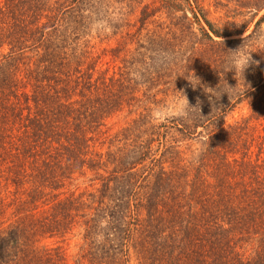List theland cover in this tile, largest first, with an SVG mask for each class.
<instances>
[{"label":"trees","instance_id":"16d2710c","mask_svg":"<svg viewBox=\"0 0 264 264\" xmlns=\"http://www.w3.org/2000/svg\"><path fill=\"white\" fill-rule=\"evenodd\" d=\"M111 2L127 16L139 8L136 21L114 22ZM177 12L189 31L224 37L196 0H0V264H69L47 241L75 228L83 244L72 264H264V133L247 130L264 117V52H253L245 92L210 102L202 83L172 70V34L147 29ZM263 23L264 14L232 42L257 43ZM122 28L133 50L97 52L92 32ZM138 86L152 104L169 86L200 110L154 123L151 108H136L108 133L109 118L139 105ZM247 95L246 131L230 133L224 117ZM176 138L196 148L180 150Z\"/></svg>","mask_w":264,"mask_h":264},{"label":"rangeland","instance_id":"374dc122","mask_svg":"<svg viewBox=\"0 0 264 264\" xmlns=\"http://www.w3.org/2000/svg\"><path fill=\"white\" fill-rule=\"evenodd\" d=\"M150 1L151 0H142V3H148ZM236 1L237 0H196L199 9L204 12L208 20L213 24L214 28L220 33V35L224 36L222 38L216 37L211 32H209L210 36L214 40L213 42L209 41L199 32L197 25H194L192 31H189V29L184 25L183 20L179 17L181 15L180 12L175 14V18L172 19L173 24L171 25H168V21L163 22L165 21V15L163 14V18H160L159 20L157 19L158 23L155 26L151 24L147 26V29L154 30L156 37L165 38L164 35H167L166 33L168 32L172 34V39H169L171 41V46L174 47L171 57L173 63H170L174 64L172 66V70L176 68L175 65H177V70L180 71L182 69V73L186 72V74L190 75V77H192V74H194V76L200 80V83L203 84L204 88H212L213 86L215 88L217 87L220 82L218 70L224 66L225 56L228 55L229 51H234L242 44H245L243 42H232V40L240 39L247 35L253 29L255 21L264 14V9H262L255 15H252V12L242 10ZM109 6L111 18L114 19V22L116 21L115 19H119L121 17H123L126 21L128 20L130 24H133L136 21L139 8H137V12L133 16H127L130 14L129 12L132 10L131 8L124 7L117 2H111ZM118 21L119 20H117L116 23ZM96 26L97 25H94L93 29H98ZM134 30L135 28H130L131 33L134 32ZM262 30L264 31V23L262 24ZM126 31V28H122L115 35H113L111 30L105 29L104 34H101L100 36H98L96 32H92L93 37H95L92 43H95L97 52L103 47L114 48L118 45H121V47H124V49L133 50V47L136 44H129V39L125 35ZM145 32V30H142L140 37H143ZM190 32H194V34H190ZM102 37H104V39H108V42H103L100 44L99 39ZM257 43L264 44V35L258 38ZM122 54L123 52H120V55ZM263 56L264 53L261 55V61L263 60ZM255 57L258 58V54L256 56V53H251V58L253 61ZM252 67L253 65L250 63L249 67L246 68L243 73V80L245 84L249 82L248 72L251 71ZM224 79L231 87H235L238 82V88L240 92L247 89L242 81L239 79L237 81L234 71L224 73ZM221 83H223V79H221ZM138 87L139 92L137 93V96L140 100L139 105L132 108V112H129V109H124L123 111L109 118L106 121L108 133H115L125 127L126 124L136 116L135 113L140 111L143 107L151 108L150 115L152 119H154V123H170L171 118L176 119L178 117L174 114L172 107V101L173 97L175 96V92L172 91L169 86H167V97L163 98V101H161L160 98L162 95L156 94L155 99L156 101L160 100V102L153 104V98L147 100L143 96V92L146 90L145 87ZM158 88L164 89L166 88V85L160 86ZM155 89L151 90L149 95H151V93H155ZM225 96L226 94L222 95L221 98ZM207 99L210 101L209 96ZM248 100L249 96L247 95L241 104L237 105L232 110L227 111L224 117V126L231 125L233 128L237 127L235 132H233L234 129H230V133H242L246 131L242 128L244 127L246 118L249 115L250 102ZM217 102H222V99H219ZM136 108L137 111L134 113L133 111ZM247 124L249 128L247 129L248 134L251 132L260 134L264 133V117L257 121H248ZM169 135H175V137H177L176 133H169ZM176 140H174V142L171 140V142L179 145L180 150H185L186 148L187 151H191L196 148L195 141L180 140V138H176ZM89 177L90 176L88 174L86 178H80L77 181V185L80 189L90 183ZM47 244L61 246L65 252V255L67 256L69 264H72L76 258V255L79 254L80 248L83 244L82 231L79 228H75L68 235H66L64 239L59 238L55 240H48ZM132 262L135 261L132 260Z\"/></svg>","mask_w":264,"mask_h":264},{"label":"clouds","instance_id":"9594fccd","mask_svg":"<svg viewBox=\"0 0 264 264\" xmlns=\"http://www.w3.org/2000/svg\"><path fill=\"white\" fill-rule=\"evenodd\" d=\"M253 48H256L257 50L253 51ZM258 51H264V44L254 43L251 41L248 42L247 44H242L238 49L234 51H229L228 55H226L224 58V66L218 70V73L220 75V82L217 85V87L216 88L205 87L207 91H205L204 88V92L209 95L210 102H212L213 100L219 101L221 96L225 94L228 96L229 99L240 94V90L238 88V82L235 87L229 86L224 79V73L229 71H234L235 78L237 79V81L239 79L244 83L243 73L245 69L249 67L250 63H256L255 61L252 60L251 53ZM221 79H223V83H221ZM187 80L189 81V83L192 85L193 88L200 85V80L196 78L194 74H192L191 79H187ZM245 91L246 89L244 90V92ZM172 107L174 114L183 119L194 118L197 109H199L198 106L196 107L190 106L183 93L179 96L173 97ZM213 108H217V107H213ZM198 156L199 153L196 155L195 159L198 160Z\"/></svg>","mask_w":264,"mask_h":264}]
</instances>
